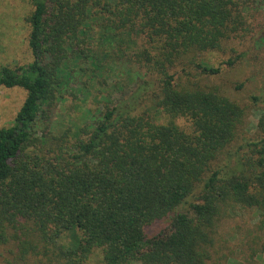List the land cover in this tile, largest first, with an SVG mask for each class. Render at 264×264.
Segmentation results:
<instances>
[{"label": "trees", "instance_id": "1", "mask_svg": "<svg viewBox=\"0 0 264 264\" xmlns=\"http://www.w3.org/2000/svg\"><path fill=\"white\" fill-rule=\"evenodd\" d=\"M32 1L34 61L0 71V89L27 92L14 124L0 130L7 264H87L96 253L103 264H218L215 234L228 206L264 211V113L262 138L227 151L228 164L215 167L245 110L170 71L193 66L216 76L235 65L240 57L212 67L202 56L248 31L247 14L262 0ZM97 35L108 57L106 50L115 52L118 96L113 102L112 91L96 112L86 111L84 126L54 134L56 104L76 69L92 67L80 69L92 78L102 69ZM146 98L158 115L143 110ZM163 114L169 123H159Z\"/></svg>", "mask_w": 264, "mask_h": 264}, {"label": "rangeland", "instance_id": "2", "mask_svg": "<svg viewBox=\"0 0 264 264\" xmlns=\"http://www.w3.org/2000/svg\"><path fill=\"white\" fill-rule=\"evenodd\" d=\"M33 11L32 0H0V71L3 68L15 69L33 63L34 56L29 42L31 25L28 22ZM246 19L248 31L226 42L223 50L202 56V60L212 67H219L221 63L240 57L235 65L224 67L216 76H203L193 66L187 69L189 78L185 76L187 73H182V67L170 71L181 76L179 80L184 85L215 90L245 110V118L239 126L236 140L219 156L213 165L215 167H225L228 164L227 151H240L249 141H259L262 138L257 125L264 113V0L250 8ZM97 30L100 34L101 31ZM99 36L95 38L94 45L100 52L102 69L96 73V78H92V71L83 73L80 70L82 67H89L84 63L76 69L72 84L62 89L63 100L56 104L57 109L51 122L54 134L60 135L67 128L77 130V127L89 123L90 116L86 119V111L96 112L113 91L112 85L120 83V78L115 75L119 67L111 59L115 58V52L112 49L106 50L111 53V57H108L103 51L107 41H102ZM128 68H131L130 63L123 66V71L127 73ZM89 69L92 70V67ZM83 83L86 84L84 92L81 91ZM125 89L127 93L130 91L128 87ZM118 92H112L113 102ZM26 97L27 92L19 87L0 89V130L14 124ZM145 109L158 115L147 98L143 106L144 111ZM162 118L159 123L167 124L171 120L165 114ZM174 121L184 131L192 133L193 128L188 120L177 118ZM244 152L248 156L252 155L251 149L246 148ZM162 226L163 224L151 228L149 232L153 234ZM215 243L213 260L218 264H264V211L256 207L229 205L218 223ZM8 261L13 262L9 248L0 246V264H7ZM25 264L39 263L30 259ZM87 264H103L101 254H94Z\"/></svg>", "mask_w": 264, "mask_h": 264}]
</instances>
